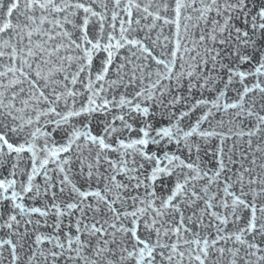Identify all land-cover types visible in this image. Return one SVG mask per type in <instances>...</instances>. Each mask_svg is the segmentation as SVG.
Segmentation results:
<instances>
[{"label": "snow or ice", "instance_id": "6c2138e0", "mask_svg": "<svg viewBox=\"0 0 264 264\" xmlns=\"http://www.w3.org/2000/svg\"><path fill=\"white\" fill-rule=\"evenodd\" d=\"M0 264H264V0H0Z\"/></svg>", "mask_w": 264, "mask_h": 264}]
</instances>
